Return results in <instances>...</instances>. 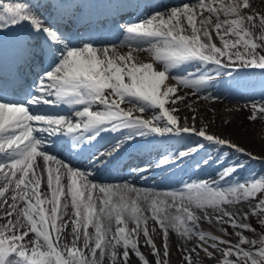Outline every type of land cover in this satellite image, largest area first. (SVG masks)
Wrapping results in <instances>:
<instances>
[{
	"label": "snow or ice",
	"instance_id": "6c2138e0",
	"mask_svg": "<svg viewBox=\"0 0 264 264\" xmlns=\"http://www.w3.org/2000/svg\"><path fill=\"white\" fill-rule=\"evenodd\" d=\"M142 6L148 7L143 0H0V264H133V256L135 264H168L170 231L184 241L183 264H264V236L245 234L256 236L250 218L264 215V175L241 180L238 174L247 165L236 154L261 157L213 132L210 124L197 127L199 110L189 108L191 115L182 117L176 107L185 99L177 85L210 93L215 77L264 74V54L257 52H264V13L250 0H195L153 10L118 25L126 36L122 43L134 45L126 54L114 45L76 40L68 30L70 24L99 23L113 12ZM144 44L152 62L134 55ZM241 45L244 52L234 51ZM37 60L43 70L25 84V69ZM170 76L175 84L167 83ZM125 102L135 107H121ZM44 105L69 106L71 116L41 114ZM146 108L154 113L150 119L133 114ZM252 108L249 119H256V111L264 115V104ZM105 133L119 136L104 151H91ZM185 135L200 141L186 150H166L155 166L177 167L211 148L197 168L214 162L215 180L157 191L97 183L92 170L67 162L89 152L91 164L103 165L127 148L148 144L146 138ZM151 167L145 163L139 172ZM242 202L248 207H235ZM209 208L218 213L217 222L239 229L237 242L227 228L222 229L227 239L199 229L196 210L211 219ZM153 232L160 235L159 247Z\"/></svg>",
	"mask_w": 264,
	"mask_h": 264
},
{
	"label": "bare ground",
	"instance_id": "6f19581e",
	"mask_svg": "<svg viewBox=\"0 0 264 264\" xmlns=\"http://www.w3.org/2000/svg\"><path fill=\"white\" fill-rule=\"evenodd\" d=\"M195 2V1H194ZM250 2L254 3V7L256 9V3L258 0H250ZM192 3V2H191ZM263 3V2H262ZM260 10H262L261 13H264V6L261 5ZM205 16H207V13L205 12ZM223 15L221 16V19H223ZM199 20V17H198ZM214 32V29H213ZM185 34H189L188 31H186ZM214 41L217 43V46H221L222 42L219 40L218 37L215 35L213 36ZM148 45L144 47L143 49L134 50V55L137 58L138 61L141 62H152L153 55L150 51H148ZM144 50V51H143ZM117 51L121 54H126L128 49L126 48H118ZM159 63L157 62L156 67ZM167 83L169 84H175L173 81L168 80ZM236 83L238 84L237 89L234 91V93H230L228 96V91H221L220 95H223L224 97H234L243 93H251L255 97L261 95L264 93V80H258L255 81L253 78H249L245 80L244 82H240L239 80H236ZM177 87L180 89L178 91V95L185 97L182 101H177L176 107L179 109L178 114L180 116H190L191 112L189 111V108L197 109L199 110L198 114V122L197 127L201 126V121L203 123H207L211 125V130L213 132L217 133H223L229 137L235 142H238L242 147H245L248 151H251L253 155L263 157L264 158V121L261 118H256L255 120L249 119V117L253 114V108L252 105L255 104L257 107L264 104V98L262 100H258L257 98L249 100L251 102L246 103H240L236 102L233 99L227 98V100H207L204 99L206 96L205 93H203L201 96H198L195 94V89H189L184 88L179 85ZM110 92V90H109ZM259 98V97H258ZM188 105V107H186ZM171 107V105H168ZM135 107L134 105H129L127 108ZM100 110V109H98ZM134 115H142L145 119H150L151 115L154 114L153 112H150L148 115L146 113H139L138 109L134 111ZM255 115H261L259 111L255 112ZM227 120L230 122V125H225L224 121ZM194 137V136H193ZM196 138V141H200V138ZM185 138L175 140L174 144L172 145L169 142H164L167 146L172 148L171 150H176L180 146V150H185V148L182 147L181 142L185 141ZM161 144V146L164 145ZM165 146V147H167ZM182 147V148H181ZM163 148V147H161ZM165 149V148H164ZM204 151H208L209 154H211L212 149L207 148ZM204 151H201L199 154H194L193 158L196 159L198 156H201L202 153H205ZM204 168V167H203ZM201 168V169H203ZM246 173L244 170H242V174ZM213 180L217 178V174H215L213 177ZM112 184H122V183H112ZM142 189H155L156 188H142ZM168 190H177L176 188H170ZM41 191H46V189L42 186ZM228 207V206H225ZM235 207L240 208H246L248 207V202H243L239 205H236ZM146 214H150V209L146 211ZM197 216H200L201 219L199 220V229L211 233L214 236H220L221 238H224L225 235L222 232L223 228H227V232L231 233V239L232 242H237V237L235 233L239 231V229H235L233 231L228 230V227L230 224H221L216 221L215 216L218 214L217 212L213 211L212 209L207 210V216L211 219L204 218L205 213L204 210H196ZM67 219V217H66ZM252 222V217L250 218V223ZM133 224H129V227H133ZM154 226L153 221L149 220V228L151 231V228ZM89 231L91 232L92 229L90 228ZM153 235V238L155 242L157 243V246H160V235L158 232L151 233ZM250 236V238H255V236H252L250 233H245ZM227 237V236H226ZM229 238V237H228ZM196 240L197 243H199L198 238H193ZM225 239V238H224ZM212 241L209 240L208 243H211ZM141 244H143V239H141ZM169 244H170V250H169V257H168V264H183V255L179 249L184 247V241L175 234L174 231H170L169 235ZM192 241L188 242V247H193ZM207 246V245H205ZM220 247H224V245H221ZM211 250V249H210ZM142 251L145 253L148 252V248L144 247L142 248ZM197 252L199 253V258H202L204 256L203 252H200L199 249H197ZM193 260H196L198 257L196 255H193ZM107 259V258H106ZM133 264H135L136 258L133 256ZM205 264H210V262L205 261Z\"/></svg>",
	"mask_w": 264,
	"mask_h": 264
},
{
	"label": "rangeland",
	"instance_id": "374dc122",
	"mask_svg": "<svg viewBox=\"0 0 264 264\" xmlns=\"http://www.w3.org/2000/svg\"><path fill=\"white\" fill-rule=\"evenodd\" d=\"M263 2V3H262ZM261 5H263L264 6V0H258V2L256 3V11L257 12H262V10H260V7H261ZM225 17H223V19H224ZM229 18H232V17H229ZM258 23H259V21L257 20V25H258ZM259 31H260V29L257 27V29H256V34L258 35L259 34ZM230 39H235V37H229ZM236 50H239V51H241V52H244V48H243V46L241 45L238 49H234V51H236ZM257 52L259 53V54H264V52H261L260 51V49H257ZM188 88H192V87H190V86H188ZM198 96H200V95H198ZM207 100H217V99H215V98H208ZM123 104H126V105H130L129 103H127V102H125V103H123ZM123 104H121V107H124L123 106ZM146 110H148V108H146ZM146 110H145V112H146ZM147 113V112H146ZM256 118H261L263 121H264V115H258V116H256ZM225 151H227V149L225 150ZM222 156H223V154H222ZM255 156V155H254ZM256 157H259V156H256ZM236 158H238V159H242V160H244L245 161V163H246V167L243 169L246 173H243L242 174V172H240L239 174H238V176H239V178L241 179V180H245V179H250L251 178V175L252 174H255V175H264V158L263 157H261L260 159H251V160H249L247 157H243V156H241L240 154H236ZM214 159V158H213ZM216 159V158H215ZM215 163L213 162V163H210V166L212 167L213 165H214ZM213 168H217V165L215 166V167H213ZM216 171H219V169L217 168V170ZM214 173H216V172H214ZM214 173L212 174V175H209V179H207V178H205V179H199V180H212L213 178H212V176L214 175ZM229 183H234V181H231V182H229ZM243 203V202H242ZM252 203H255V201H252ZM65 219H66V217H65ZM260 219H264V215H262V214H260V213H257V215L255 216V217H252V222H251V224L253 225V227H255L256 228V236H255V238H258L259 236H264V227H260L259 226V220ZM228 230H230V231H233L234 229H233V227L230 225L229 227H228ZM31 235V234H30ZM225 239H227L228 237H224ZM254 238V239H255ZM27 239V238H26Z\"/></svg>",
	"mask_w": 264,
	"mask_h": 264
}]
</instances>
